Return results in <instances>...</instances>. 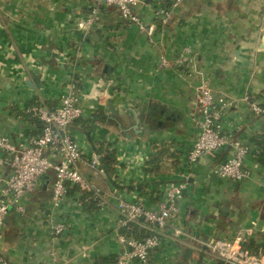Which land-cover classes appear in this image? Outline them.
<instances>
[{
  "label": "crops",
  "instance_id": "crops-1",
  "mask_svg": "<svg viewBox=\"0 0 264 264\" xmlns=\"http://www.w3.org/2000/svg\"><path fill=\"white\" fill-rule=\"evenodd\" d=\"M175 1L145 0L136 7L145 22L157 24L152 43L113 6L103 5L100 21L81 30L77 21L89 13L91 0H0V134L14 141L20 132L40 134L35 116L24 109L39 103L57 107L66 83L75 79L86 108L72 125L85 151L77 168L89 181L105 193L118 188L128 200L152 209L168 183L188 182L180 212L163 229L151 261L223 264L204 242L233 239L251 228L254 234L245 239L253 242L249 249L264 244V166L254 140L264 133V114H254L244 100L248 95L264 105V0H180L174 7ZM158 6L173 8L166 25L154 18ZM185 47L192 49V63L156 71L161 53L174 59ZM200 83L230 103L226 129L252 148L246 158L252 176L242 182L212 175L215 160L209 157L185 164L199 132L194 117ZM159 145L172 153L160 171L147 170V164L126 173L125 163L149 161ZM94 153L101 154L103 173L86 164ZM227 156L222 150L216 161ZM118 160L125 165L117 166ZM0 173L7 176L10 167ZM52 180L45 197L37 191L28 197L24 214L7 215L0 256L10 264H117L124 246L116 200L101 207L69 185L53 211L67 230L55 236L46 219ZM176 228L182 233L176 235ZM121 231L136 237L150 232L144 218Z\"/></svg>",
  "mask_w": 264,
  "mask_h": 264
},
{
  "label": "built area",
  "instance_id": "built-area-1",
  "mask_svg": "<svg viewBox=\"0 0 264 264\" xmlns=\"http://www.w3.org/2000/svg\"><path fill=\"white\" fill-rule=\"evenodd\" d=\"M145 0H91L89 13L77 21L78 29L89 30L101 19L103 5L113 6L121 16L130 22H134L139 29L146 33L149 40L155 43L157 24L145 22L137 12L136 7ZM180 0L174 2V7ZM154 18L162 25L168 24L173 18V8L158 6L154 9ZM192 49L185 47L174 59L161 53L156 66L160 72L172 66L183 67L194 60ZM196 100L199 106V114L194 117L198 137L189 149L186 157V165H193L209 157L215 160L211 174L223 179L242 182L252 176V171L246 166V158L252 152L251 146L236 138L234 132L227 130L224 117L230 103L224 97H217L207 83H200L196 91ZM89 98H103L96 94H87ZM82 93L77 81L70 79L60 97L59 105L51 108L44 103L34 104L24 109L25 113L32 114L42 123L41 133L25 134L20 132V139L14 141L8 135L0 134V149L4 155L0 157V172L6 166L10 167V173L4 176L0 173V235L5 226V219L12 211L24 214L28 197L37 191L44 174L54 171L51 184L50 213L46 216L51 234L60 236L67 230L64 221L54 217L53 211L60 207L68 194L69 185L76 186L78 194L85 196L89 201H95L99 206H105L112 197L116 200V206L120 213L118 239L124 249L118 256L117 264H157L151 261L152 252L162 244V231L168 223L177 218L180 212L179 201L184 196L188 182H170L165 187L163 198L155 209L147 208L141 202L128 200L118 188L109 193L103 192L97 185L89 181L77 168V164L85 157L83 146L72 130V125L77 119L85 116L86 108L81 102ZM250 104L252 112L256 115L264 114V105L244 96ZM222 150L227 151V158L223 162H217L216 158ZM132 159L125 169L127 174L133 173V168L140 167V171L146 167L148 159ZM86 164L103 173L101 154L94 153ZM118 160L117 166L125 165ZM187 179L184 172L179 173ZM144 218L146 229L150 231L143 238L126 236L121 227H129L133 222ZM176 235L182 233L181 229H175ZM254 234L251 228L246 229L243 235L233 239H210L204 244L210 249L223 264H264V250L253 251L246 248L243 243L248 236ZM0 264H10L0 256Z\"/></svg>",
  "mask_w": 264,
  "mask_h": 264
},
{
  "label": "trees",
  "instance_id": "trees-1",
  "mask_svg": "<svg viewBox=\"0 0 264 264\" xmlns=\"http://www.w3.org/2000/svg\"><path fill=\"white\" fill-rule=\"evenodd\" d=\"M36 120V123L38 124V128H39V132L38 133H41V129H42V123L41 121L34 117ZM256 144L258 145V151H257V157H258V161L264 166V133L261 134V135H257L255 138H254ZM170 152V149L169 147L167 146H163V145H159V148L157 149V153L154 154L151 159L148 161V166H147V170L149 171H152V172H158L162 169L163 166H165V163H164V158H169L172 156V153L169 154ZM222 154V151L219 152V155ZM174 158H177V157H174ZM105 160V159H104ZM106 161V160H105ZM224 160H222L221 162H223ZM175 162H177V159H173L171 161L172 165L175 164ZM108 165V163H107ZM172 167V166H171ZM78 188L75 186L73 187V191L76 193H78ZM134 223V222H133ZM132 225V223L129 225L128 228H130ZM129 233V232H128ZM150 232H147L145 233V231H143V235L139 234L137 237L138 238H143L145 237L146 235H148ZM247 241V240H246ZM244 243V246L246 248H250V247H253V242L250 243V242H246ZM254 246L256 247V249H254L253 251H258L259 249L264 248V244H257ZM254 247V248H255ZM264 250V249H263Z\"/></svg>",
  "mask_w": 264,
  "mask_h": 264
},
{
  "label": "water",
  "instance_id": "water-1",
  "mask_svg": "<svg viewBox=\"0 0 264 264\" xmlns=\"http://www.w3.org/2000/svg\"><path fill=\"white\" fill-rule=\"evenodd\" d=\"M51 180H52V177H51L50 174H44L41 177V183H40V185L37 188V193L40 196H42V197L46 196V194L48 192V186H49Z\"/></svg>",
  "mask_w": 264,
  "mask_h": 264
}]
</instances>
